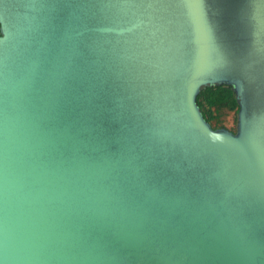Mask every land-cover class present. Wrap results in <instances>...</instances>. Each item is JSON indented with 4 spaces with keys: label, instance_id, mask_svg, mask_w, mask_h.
<instances>
[{
    "label": "water",
    "instance_id": "95a60500",
    "mask_svg": "<svg viewBox=\"0 0 264 264\" xmlns=\"http://www.w3.org/2000/svg\"><path fill=\"white\" fill-rule=\"evenodd\" d=\"M0 264H264V0H0Z\"/></svg>",
    "mask_w": 264,
    "mask_h": 264
},
{
    "label": "trees",
    "instance_id": "16d2710c",
    "mask_svg": "<svg viewBox=\"0 0 264 264\" xmlns=\"http://www.w3.org/2000/svg\"><path fill=\"white\" fill-rule=\"evenodd\" d=\"M196 103L212 129L224 128L235 133L238 105L230 86L206 87L197 95Z\"/></svg>",
    "mask_w": 264,
    "mask_h": 264
}]
</instances>
